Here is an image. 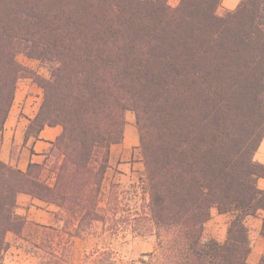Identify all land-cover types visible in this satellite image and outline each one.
<instances>
[{"label":"trees","instance_id":"16d2710c","mask_svg":"<svg viewBox=\"0 0 264 264\" xmlns=\"http://www.w3.org/2000/svg\"><path fill=\"white\" fill-rule=\"evenodd\" d=\"M222 3L0 0V132L24 78L44 92L25 140L62 128L43 163L23 172L0 160V264L8 233L35 250L38 264H69L73 238L106 228L103 186L127 111L136 118L147 196L134 220L151 222L156 238L141 263L250 264L245 220L264 211V164L254 160L264 139V0L219 14ZM20 193L58 206L63 228L28 227L16 215ZM213 209L233 216L223 242L203 241ZM86 258L118 264L98 249Z\"/></svg>","mask_w":264,"mask_h":264},{"label":"rangeland","instance_id":"374dc122","mask_svg":"<svg viewBox=\"0 0 264 264\" xmlns=\"http://www.w3.org/2000/svg\"><path fill=\"white\" fill-rule=\"evenodd\" d=\"M170 3L176 5L178 0H170ZM222 12L218 10L219 14ZM17 59L22 65L32 69L41 77L50 78L48 69L41 66L40 62L29 59L23 54H19ZM43 97L44 92L35 80L20 79L11 112L28 109L30 115L35 114L36 116ZM125 121L124 140L121 144L113 145L111 148L110 168L103 186L102 204L110 210L108 223L106 228L98 229L96 234L85 235L83 239L74 242L69 264H89L86 256L92 254L96 249L112 252L118 264H142V259H147L144 255L152 252L156 247L152 223L147 221V227L143 228L134 220L146 209L147 196L143 190L145 168L139 149V133L135 114L127 111ZM110 199L111 201L108 202ZM232 217V214L220 215L213 209L211 218L205 226L203 241L223 242ZM29 227L34 228L31 225ZM10 244V252H7L6 259L14 258L17 255L12 246L24 251L26 248L32 251V253L29 251V254L34 255L35 250L31 249L27 242L15 239Z\"/></svg>","mask_w":264,"mask_h":264},{"label":"crops","instance_id":"0c3cea01","mask_svg":"<svg viewBox=\"0 0 264 264\" xmlns=\"http://www.w3.org/2000/svg\"><path fill=\"white\" fill-rule=\"evenodd\" d=\"M239 2L240 0H223L219 12L234 10ZM34 116L35 114H29L28 109L11 112L3 131L0 132V160L23 172L27 171L30 163H43L45 157L43 154L62 133L60 126L46 127L41 131L39 138L31 137L25 140L27 127ZM254 160L264 164V139L255 153ZM258 187L264 190V179H259ZM17 204L16 215L25 220L28 227L39 225L61 230L64 226V221L59 219L61 210L55 204L41 201L25 193L18 194ZM263 219L264 211H261L257 216L247 217L245 220L251 242V253L248 257L250 264H259L264 257V237L261 234ZM7 240L13 243L15 235L8 233ZM77 240L80 239L73 238L74 242ZM12 248H15L17 255L14 258H7L5 264H37L35 255L14 246Z\"/></svg>","mask_w":264,"mask_h":264}]
</instances>
